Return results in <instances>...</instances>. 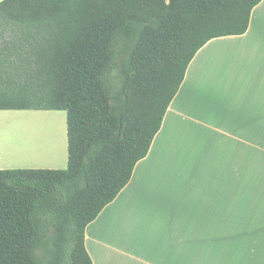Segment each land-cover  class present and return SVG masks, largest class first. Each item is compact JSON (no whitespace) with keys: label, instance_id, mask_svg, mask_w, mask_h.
Segmentation results:
<instances>
[{"label":"trees","instance_id":"1","mask_svg":"<svg viewBox=\"0 0 264 264\" xmlns=\"http://www.w3.org/2000/svg\"><path fill=\"white\" fill-rule=\"evenodd\" d=\"M262 0H0V111H64L65 170H0V264H93L195 55Z\"/></svg>","mask_w":264,"mask_h":264},{"label":"crops","instance_id":"2","mask_svg":"<svg viewBox=\"0 0 264 264\" xmlns=\"http://www.w3.org/2000/svg\"><path fill=\"white\" fill-rule=\"evenodd\" d=\"M54 129H40L33 153L0 154V170H65L66 129ZM263 177L264 0L244 35L195 55L147 156L86 227L85 248L93 264H264V189L250 188Z\"/></svg>","mask_w":264,"mask_h":264},{"label":"rangeland","instance_id":"3","mask_svg":"<svg viewBox=\"0 0 264 264\" xmlns=\"http://www.w3.org/2000/svg\"><path fill=\"white\" fill-rule=\"evenodd\" d=\"M48 127H55L54 130L58 132L63 128L66 129V113L64 111H0V154L13 157L15 154L28 153L30 150L32 153L35 152L39 136L43 135L39 134L40 129ZM12 139H19V150L4 149V141ZM250 188L264 189V177L259 181H250Z\"/></svg>","mask_w":264,"mask_h":264},{"label":"bare ground","instance_id":"4","mask_svg":"<svg viewBox=\"0 0 264 264\" xmlns=\"http://www.w3.org/2000/svg\"><path fill=\"white\" fill-rule=\"evenodd\" d=\"M3 145V144H2Z\"/></svg>","mask_w":264,"mask_h":264}]
</instances>
